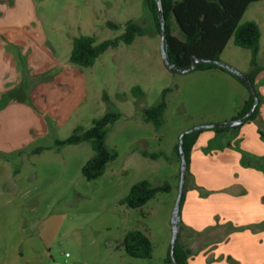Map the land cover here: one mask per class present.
<instances>
[{
  "label": "rangeland",
  "instance_id": "1",
  "mask_svg": "<svg viewBox=\"0 0 264 264\" xmlns=\"http://www.w3.org/2000/svg\"><path fill=\"white\" fill-rule=\"evenodd\" d=\"M22 2H26V13L29 11L28 16L33 17V26L40 28L46 39L44 46L54 58L59 59L71 48L73 38L93 36L99 43L121 35L129 20L139 24L145 34L137 36L130 45L121 43L107 50L91 67L75 66L81 73L80 82L84 76L87 81L86 95L75 115L57 125L46 120L45 134H34L20 150H0V264H172L167 262V257L180 178V160L174 146L179 136L190 128L231 122L243 97L249 96L248 90L230 74L219 70L170 71L161 57L160 34L142 0H0V18L23 15L19 7ZM246 21L256 22L261 31L258 63L263 70L256 74L255 86L262 98L259 111L264 118V0L250 4L240 24ZM108 22L119 24L121 28L111 30ZM174 33L177 34L175 29ZM15 56L23 78L13 93H6L7 101L21 98L35 85L25 78L24 71L28 70L24 58L19 54ZM220 60L244 74L251 69L250 51L235 46L232 38ZM134 86L142 89V99L131 95ZM165 89L170 91L165 94L166 108L161 126L156 129L144 120L143 109L156 106ZM104 93L108 101L103 99ZM109 111L121 113V118L109 127L106 138L108 148L117 157L107 165L102 176L87 181L81 169L93 155L90 145L82 143L56 149L55 141L68 138L77 126L89 128L93 119ZM260 128L264 131V123L256 119L239 129L243 149L264 156V141L257 132ZM232 132L235 133L227 132L220 143L228 139L237 143L236 137L228 138ZM212 133L210 129L203 131L196 147L207 143V151H210L212 142L208 137ZM41 147L46 149L33 152ZM143 150L157 153L158 157H143L140 154ZM245 170L243 167L232 169L226 181L211 185L219 188L230 181L236 185L241 179L245 180L246 185L241 182L238 186L245 190L240 196L251 210L246 213L250 217L242 218L241 213L235 215L221 201L218 205V201H213L215 206L208 202L210 207L205 205L201 209L206 216L201 218L198 231L207 230L217 221L235 224L234 216L242 218L240 221L262 216L256 225L236 230L250 231L258 236L257 242H247L250 238L245 235L251 234L242 233V241L247 242L245 250L239 247L240 239L231 240L233 242L220 249L209 250L207 257L212 253L215 256L211 261V257L206 259L198 249L209 239L213 244L219 241L229 229L216 231L217 238L211 237L212 234L196 236L181 229L180 245L197 250L191 264H233L228 255L239 264H264V203L260 201L256 205L258 192L264 189V173L258 172L262 177L259 183L251 176L245 177ZM142 180L153 186L167 182L171 191L157 193L141 208L121 205L120 200L128 195L132 185ZM190 180L189 175L180 210L181 225L186 224L191 210L196 207L190 199ZM196 190L202 197L208 194L200 188ZM220 193L218 195H226ZM129 230H139L150 239L151 258L136 259L125 253L122 242ZM8 239L11 244L6 247Z\"/></svg>",
  "mask_w": 264,
  "mask_h": 264
},
{
  "label": "trees",
  "instance_id": "2",
  "mask_svg": "<svg viewBox=\"0 0 264 264\" xmlns=\"http://www.w3.org/2000/svg\"><path fill=\"white\" fill-rule=\"evenodd\" d=\"M149 9L156 31L161 34V18L164 21V47L167 59L170 64L178 68L185 69L192 64V57L203 58L206 60L218 61L226 44L232 38L233 44L239 48L250 51V71L245 73L252 81L257 96L258 105L252 115L242 124L254 121L259 115V106L262 98L256 89L255 78L261 70L259 67V50L261 31L258 24L254 21H246L240 24L244 13L254 2L262 0H160L161 12L158 11V0H142ZM111 30H119L121 27L114 22L107 23ZM174 29L177 34L174 33ZM145 30L136 22L129 20L124 25V32L114 38L106 39L96 43L93 36H79L73 38L69 61L81 68H88L94 65L95 61L109 49L117 48L121 43L130 45L137 36H143ZM195 71L219 70L230 74L247 90L245 82L224 69L220 64L212 62H203L195 65ZM170 89H165L161 101L156 105L143 109L144 120L150 122L156 129L161 126V118L166 108L165 94ZM247 100L243 103L238 113L232 118V121L244 116L253 104V97L249 92ZM131 95L134 99L143 98V91L139 86L131 89ZM103 99L108 101L107 93L103 94ZM6 95L0 100V109L7 103ZM121 118L118 111H109L97 119H93L89 128L77 126L72 134L64 140H56L55 147L59 149L66 145H79L88 143L93 151V155L83 165L81 172L87 181H92L100 176L106 170L107 165L117 157L115 152H111L106 144L108 129ZM242 125L232 127L230 125L222 126L212 130L216 136H222L229 131H236ZM205 130L195 131L187 134L183 138L182 149L186 159V175L183 187V194L180 202L184 199L186 181L190 175V155L199 134ZM261 138H264L260 129L258 130ZM174 146V152L180 160L179 146ZM226 147H234L241 153L242 164L246 167L256 168L264 173V162L261 158L255 157L241 150L237 145L233 146L230 140L225 144ZM46 148L35 149L34 153H39ZM140 154L146 158H157V153L140 151ZM181 161V160H180ZM171 186L165 182L159 186H153L149 181L142 180L132 185L126 197L120 200L121 205L128 208H141L149 200L153 199L159 192H170ZM180 215V212H179ZM182 226L179 223V232ZM238 230L233 228L232 231ZM125 253L136 259H149L153 253V246L150 239L139 230H129L126 232L123 242ZM191 255V250L180 245L179 233L177 236L174 250V258L178 264H187ZM167 262L172 263L170 249L168 251Z\"/></svg>",
  "mask_w": 264,
  "mask_h": 264
},
{
  "label": "crops",
  "instance_id": "3",
  "mask_svg": "<svg viewBox=\"0 0 264 264\" xmlns=\"http://www.w3.org/2000/svg\"><path fill=\"white\" fill-rule=\"evenodd\" d=\"M19 7L20 12L23 15L0 18V100L3 95H6V93H13L15 87L19 85L18 83L21 81V78H23L19 69L20 64L17 63L18 59L17 56H15L16 54H19L24 58V63L28 70L27 72L24 71L26 74L25 78L31 84L33 83L35 85L33 86V90L29 93L24 94V96L16 100L15 98L8 100L7 104L0 109L1 151H7L9 149L20 150L34 134L39 136L44 135L47 129L46 120H50L51 123L55 122L56 125L58 123H64L67 118H70L77 113L83 102V98L86 95V76H84V80L80 82L79 77L81 73L76 71V67L78 66L69 61L72 44L71 48L66 49L59 59L54 58L50 50L46 49L44 46L46 39L40 28L33 26V23H35L33 17L28 16L29 11L27 12L28 14L26 13V2H22V4L20 3ZM10 48H15L17 51ZM247 98V96L243 97L240 106L236 108L232 118L238 113ZM256 119L262 124L264 123L261 110ZM240 130L241 129H238L235 133L232 132L229 134L228 138L232 139L236 137V139H238L237 143H234L233 140L231 141L233 146L237 145L241 150L250 155L261 158L264 162L263 154L253 153L246 148L243 149V138ZM260 131L264 137V131L261 128ZM201 134H199L197 141ZM225 134L222 136H216L213 132L209 135L208 140H211L212 142L209 149L210 151H207V143L197 148L196 141L193 146L190 155L189 170L191 180L188 182V187L191 193L190 199L196 207L191 210V215L185 222L187 225L184 223L181 225V222H179L182 226V230L185 229L188 232L191 231L196 236H208L212 234L211 237L214 236L217 238L219 236L218 233L215 234L216 231L218 232L226 228L229 229L219 241L213 244L209 239L206 244L204 243L202 248L198 249V251L206 257L209 250L220 249L223 245H228L230 242H233L231 240H235L236 242L240 239L241 244H239V247L243 248L242 251L246 249L247 242H257L258 236L251 234L248 230H235L234 232L232 230L233 228L256 225L255 222L258 221L259 218H262V216H258L257 218H244L245 220L243 221L239 220L243 217H250L246 213L251 211L247 208L246 201L241 200L240 195H243L245 190L238 186L241 182L242 185H246L244 183L245 180L241 179L236 185L233 184L232 181L224 183V185L222 184L221 186L217 185L219 188H214V185H211V183L217 181H226L231 170L239 167L246 169L245 177L251 176L259 183L262 181V177L258 173L260 172L263 174L261 170L244 166L242 164L241 153L234 147L225 148L226 142L230 139L224 144H222L223 142L220 143ZM259 137L264 141V138H261L260 134ZM217 166L221 167L223 170L219 171ZM196 188L206 191L208 193L207 196H200ZM220 192H225L226 195H218L221 194ZM258 195L259 197L256 199V205L258 202L260 203V201H262L263 205L264 189H261L260 192H258ZM213 201H218L216 202L217 205L220 201V203H223L224 205L226 203L227 207H230L231 212H235V215L238 213L243 214L242 218L234 216L235 224L232 222L217 221V223L207 230L203 232L198 231V229H200L198 228V224H200V220H202L201 218L206 216V213L201 209L205 205L210 207L208 202ZM215 202L212 203L213 206H215ZM187 210L188 212L190 211V209ZM242 233L251 234L249 235L250 237L245 235L250 238L246 243L242 241V238L244 237L242 236ZM10 244V239H8L6 247H9ZM189 249L191 250V255L187 260V264L192 263V260L194 259L193 257L195 256L194 254H196L197 251H194L192 248ZM228 253L236 256L233 252ZM228 256L233 260V264H239V262H236L233 257L230 255ZM209 257H211V261H213L214 258L212 257H215L214 253L206 259Z\"/></svg>",
  "mask_w": 264,
  "mask_h": 264
},
{
  "label": "water",
  "instance_id": "4",
  "mask_svg": "<svg viewBox=\"0 0 264 264\" xmlns=\"http://www.w3.org/2000/svg\"><path fill=\"white\" fill-rule=\"evenodd\" d=\"M157 6H158V11L161 12V3L160 0H158L157 2ZM161 34H160V52H161V57L163 60V63L167 66V68L172 71V72H177V73H189L191 71L194 70L195 65L198 63H203V62H212V63H216V64H220L224 69H226L227 71H229L230 73L236 75L237 77L241 78L249 92L251 93L252 97H253V104L250 108V110L242 117L235 119L231 122L228 123H218V124H209V125H201V126H196L193 128H190L186 131H184L180 136H179V141H178V146H179V153H180V178H179V187H178V195L175 201V205L173 208V212H172V216H171V231H172V236H171V242H170V256H171V261L172 264H178L174 258V250H175V246H176V241H177V236L179 233V222H180V202H181V197L183 194V187H184V182H185V175H186V159H185V155L182 149V144H183V138L185 135L190 134L192 132L195 131H201V130H206V129H214V128H218V127H222V126H227L230 125L232 127H236V126H240L242 125L254 112L255 108L258 105V96L255 90V87L252 83V81L250 80L249 76L239 72L238 70L230 67L229 65L225 64V63H219L218 61H213V60H206L203 58H198V57H192V64L185 69H181L178 68L175 65H172L169 63L167 56H166V52H165V47H164V21L163 18H161Z\"/></svg>",
  "mask_w": 264,
  "mask_h": 264
},
{
  "label": "built area",
  "instance_id": "5",
  "mask_svg": "<svg viewBox=\"0 0 264 264\" xmlns=\"http://www.w3.org/2000/svg\"><path fill=\"white\" fill-rule=\"evenodd\" d=\"M65 257H68V254H66ZM53 264H60V263H53Z\"/></svg>",
  "mask_w": 264,
  "mask_h": 264
}]
</instances>
